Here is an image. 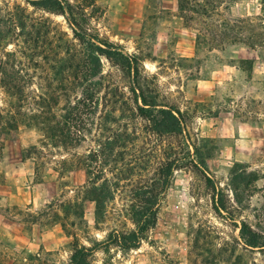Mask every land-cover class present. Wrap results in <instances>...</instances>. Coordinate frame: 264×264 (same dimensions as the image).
Returning a JSON list of instances; mask_svg holds the SVG:
<instances>
[{
  "label": "rangeland",
  "instance_id": "1",
  "mask_svg": "<svg viewBox=\"0 0 264 264\" xmlns=\"http://www.w3.org/2000/svg\"><path fill=\"white\" fill-rule=\"evenodd\" d=\"M68 1L78 4L81 0ZM83 3L86 32L122 53L136 54L143 82L157 101L183 112L190 142L205 160L201 171L214 187L198 171L175 170L147 238L127 252L114 247L107 252L96 250L92 264H264V246L249 247L239 237L240 222L245 221L264 244V0H224L222 17L246 20L240 28L243 39L222 48L198 49L194 31L179 15L177 0ZM15 4L34 18L49 17L58 30L72 37L67 15L44 12L25 0H0L3 8ZM249 37L257 42L255 46L249 45ZM78 48L77 56L82 57L84 49ZM7 49L16 46L11 43ZM42 52L34 47L33 60L23 58L30 78L29 102L37 95L48 97L45 93L52 97L57 91L52 95L51 89L59 87L60 76L53 80ZM100 62L103 86L93 97L98 104L86 116L83 140L63 146L47 138L41 126H19L5 140L0 155V264H67L77 243L89 245L87 239L102 240L112 229L132 227L122 214L130 184L122 178L138 179L139 173L126 169L141 161L149 165L150 174L157 158L155 138L147 134L140 119L127 126L131 143L120 149L116 165L123 169L120 174L116 170V176L124 187L108 203L104 220L96 222L90 201L78 200L79 218L64 217L60 206L81 197L76 193L86 181L82 159L96 148L99 123L106 113L116 108L117 116L124 115L121 124L129 116L124 102L131 106L130 79L105 52ZM81 70L71 73L67 96L53 100L56 119L64 114L61 107L74 102L90 81L98 80L99 76L86 80ZM5 101L0 91V107ZM105 173L111 177L108 170ZM212 197L220 198L225 207L220 213L213 209Z\"/></svg>",
  "mask_w": 264,
  "mask_h": 264
},
{
  "label": "trees",
  "instance_id": "2",
  "mask_svg": "<svg viewBox=\"0 0 264 264\" xmlns=\"http://www.w3.org/2000/svg\"><path fill=\"white\" fill-rule=\"evenodd\" d=\"M84 1L72 4L68 0H25L26 4L42 9L44 12L67 15L72 31L71 38L65 32L58 30L49 17L34 18L20 4H15L12 8L0 6V91L7 97L5 106L0 107V155L5 140L19 130V126H41L47 138L63 146L83 140L81 130L85 127L86 116L93 112V107L98 104L93 97L98 94L99 87L103 86L100 62L102 52H105L106 57H109L130 79L129 92L133 95L131 106L124 102L127 105L126 108L128 107L129 116H126L121 124L120 120H123L124 115L117 116L115 114L117 109L114 108L111 112H107L103 122L99 123L101 132L95 138L96 148L90 150L81 163L86 175L85 183L77 189L76 193L81 197L77 196L73 201L60 205L64 217L67 218L72 214L79 218L81 205L78 200L83 199L94 204L96 222L104 220L108 203L124 187L120 184L122 180L116 176L123 169L117 168L116 165L122 153L120 149L131 143L127 130V126L131 123L129 121L140 119L147 134L155 138L157 158L150 166L151 173L148 174L149 165L141 161L142 164L126 169L139 173L138 179L130 182V177L122 178L130 183L128 184L129 198L122 214L131 222L132 227L124 231L112 229L102 240L87 239L89 245L77 243L72 249L67 264H92L91 257L99 249L104 252L112 247L121 252L137 249L147 238L148 231L156 224L159 206L175 170L190 168L198 171L210 183L209 186L213 187L211 180L201 171L205 167V160L199 147L190 142L184 126L183 112L174 106L157 101L155 93L153 94L143 82L140 58L136 54L122 53L113 44L102 42L97 36L94 38L86 32L82 23L85 21ZM222 3L224 0H177L180 17L194 31L197 49L205 46L222 48L225 44L243 39L240 28L246 24V20L222 17L220 10ZM76 16L80 17L79 21ZM52 38H55L53 42ZM249 39V45L255 46L257 42L250 37ZM11 43L16 46L15 50L7 49ZM98 43L104 44L108 49L104 50ZM80 46L84 49L82 57L77 56ZM34 47H39L43 51L45 59H48V66L53 72V80L58 79L59 75L60 83L59 87L51 89L52 95L57 91L54 96L51 97L50 94L45 93L48 97L42 98L37 95L36 98L39 99L31 97L32 101L29 102L26 90L30 78L23 58L28 61L33 60L31 52ZM244 61L248 62V60ZM79 67L82 69L81 75L87 77L86 80L99 76L98 80L90 81L83 87L81 94L74 102H68L61 107L64 114L56 119V115L52 114V104L55 103L53 100L67 96L70 76L74 75ZM55 105L57 106L58 103ZM25 106L28 108L24 109ZM28 157L25 156V158ZM107 170L111 177L106 176ZM212 202L213 209L217 213L225 209L220 198L212 197ZM54 215L59 220V213L56 212ZM58 222L61 228H66L64 222ZM71 224L75 226L74 222ZM66 233L76 238L71 232ZM239 237L249 247L264 246L260 236L245 221L240 222Z\"/></svg>",
  "mask_w": 264,
  "mask_h": 264
}]
</instances>
